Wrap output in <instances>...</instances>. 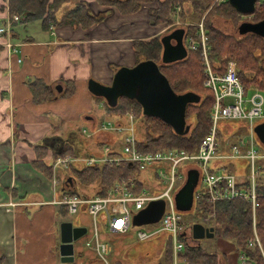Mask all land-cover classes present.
Here are the masks:
<instances>
[{
	"label": "crops",
	"instance_id": "0c3cea01",
	"mask_svg": "<svg viewBox=\"0 0 264 264\" xmlns=\"http://www.w3.org/2000/svg\"><path fill=\"white\" fill-rule=\"evenodd\" d=\"M77 1L67 0L65 6ZM84 1L95 14L107 11V17L88 30L63 26L34 37L24 33L17 23L12 26L10 37L0 35V264H64L56 252L59 225L65 221L87 228L86 234L74 243L72 263H96L94 252L83 248L91 223L86 209L81 206L76 214L64 217L66 206L61 203L76 190L74 176L67 174L68 169L84 164H70L67 168L58 165V181L54 184L51 174L55 159L43 163L51 168L48 176L36 167L39 162L36 154H46L48 150L61 152L62 147L69 145L68 135L56 134L55 127L77 119L79 114L89 115L83 121L91 130L97 127L95 117L90 116L92 103L96 101L87 90L86 81L93 78L110 84L118 67L134 65L132 42L160 35L164 27L149 25L146 5L134 14L121 15L114 7ZM4 6L0 0V27L7 15ZM8 42L15 52L5 46ZM38 78L53 90L51 102L31 101L27 83ZM67 81L75 83V93L63 98L61 94ZM117 124L124 125L119 120ZM222 128L225 134L235 133L234 129ZM95 136L99 138L93 146L97 149H106L113 141L108 132ZM80 151L69 157L90 155L89 151L79 155ZM219 247L220 250L222 247ZM78 254L84 257L78 258Z\"/></svg>",
	"mask_w": 264,
	"mask_h": 264
},
{
	"label": "trees",
	"instance_id": "16d2710c",
	"mask_svg": "<svg viewBox=\"0 0 264 264\" xmlns=\"http://www.w3.org/2000/svg\"><path fill=\"white\" fill-rule=\"evenodd\" d=\"M102 7H114L121 15L134 14L143 6H148V23L151 27L161 25L167 26L174 22L176 9L181 10L178 13L179 19L183 22H189L186 25L184 34V44L187 48L188 57L177 63L163 64L161 62L162 46L160 42L161 34L146 40H134L132 47L135 55L136 65L143 60H152L157 63L161 73L172 87V91L178 94L192 91L201 96V102L197 105H188L186 110V123L190 126V131L185 136H177L160 119L151 116H143L142 109L136 101H130L120 98L116 108L107 107L101 98L94 97L97 104L104 102V108L107 113L114 114L117 118H123L127 111L135 115V125L138 130L136 144L138 150L142 153L155 154L168 150L184 151L186 153L197 152L200 141L207 135L211 126L210 113L214 102L213 94L203 86L204 69L201 65L200 52L193 51L187 46V38L196 37L197 26L192 25L196 20L203 18V28L207 36L209 46L210 64L216 72H224L225 62L232 60L236 64V72L241 80L244 94L249 96L254 91L264 93V39L253 34L245 37H231L211 25L213 17L227 19L234 26L239 23L242 17H246L253 22L264 18V1L257 0L254 12L250 15H243L235 11L227 0L214 3V0H93ZM67 0H8V9L11 15H17L20 23L39 21L43 31H49L50 27L59 28L69 26L74 30L81 28L85 30L91 26L102 22L107 16L105 12L95 14L91 11L90 5L84 0H78L72 6H65ZM185 7L188 10H185ZM170 31V30H168ZM133 65V66H134ZM30 90L31 101L35 104H44L53 99V90L43 79H35L27 83ZM75 93V83L73 81L64 82V91L61 94L63 98H69ZM89 115H87L88 117ZM94 117L93 115H90ZM86 116H83L85 119ZM260 119L259 121H263ZM258 123V122H257ZM234 129L235 133L244 135L246 123L243 121H222L219 123V132L217 141H220L222 127ZM224 129V128H222ZM240 134L238 136H240ZM100 135V134H99ZM240 138V137H239ZM92 139V137L90 138ZM238 139L229 141L236 144ZM69 145L62 147L61 152H53L47 149L46 154H36V167L49 176L51 168L43 164L51 158L75 156L79 150V155L89 151L85 141L78 132L68 134ZM93 146L99 142V138L93 137ZM83 145L80 146V143ZM257 144L258 141L256 142ZM260 145V144H259ZM85 146V147H84ZM92 146V147H93ZM261 146V145H260ZM263 153L264 148L261 146ZM78 150V151H77ZM228 150V149H227ZM219 151V142H218ZM48 152H50L48 154ZM222 152H225L223 150ZM45 161V162H44ZM225 168L237 176H246L248 171V161L246 159H233L225 161ZM133 167L128 163H122L120 166H110L107 164L93 166H74L71 174L79 183L80 191L75 190L74 194L89 192L91 197L102 196L112 184L126 177H136ZM79 192V193H78ZM258 207L256 209L257 231L262 241L264 249V180L259 179L257 183ZM73 194V193H72ZM243 199L219 201L212 204L205 197L195 195L194 210L202 215L215 213L214 222L210 227L214 228V238L218 236L221 240L231 243L228 252L224 253L214 246V249L206 247L184 245L183 250L177 254V260L180 264H228L232 255L246 254L250 259H256L258 264H264L263 258L255 249L249 248L247 240L252 235L251 225V206ZM64 212V217L67 214ZM101 225V230L105 231V225ZM186 226L183 224V227ZM125 235V234H124ZM119 236V235H118ZM111 253L108 264H173V251L171 236L167 232H158L146 241H137L134 244L111 243ZM131 249L136 250V254L141 252V257H133ZM122 253V256L119 254ZM230 251V253H229ZM84 257V254H78V258ZM236 258V259H237ZM238 260V259H237ZM95 264L100 261L95 258ZM75 264V263H70Z\"/></svg>",
	"mask_w": 264,
	"mask_h": 264
},
{
	"label": "built area",
	"instance_id": "2783aa9c",
	"mask_svg": "<svg viewBox=\"0 0 264 264\" xmlns=\"http://www.w3.org/2000/svg\"><path fill=\"white\" fill-rule=\"evenodd\" d=\"M225 0H215L220 3ZM6 19L0 27V35L10 37V31L14 24L20 22L17 15H11L8 9V0L5 1ZM179 12V9L177 8ZM181 23L176 20L169 28L179 26ZM196 37L187 38L189 49L200 52L201 65L204 69L203 86L209 90L214 97L210 113L211 126L207 135L200 141V146L195 153L184 151L168 150L155 154L142 153L136 144L135 115L130 111L124 113L126 123L120 127L117 123L103 122L90 132L82 130V135L93 137L97 133L112 132L113 130H124L127 135L124 138L123 151L121 153H103L90 155L86 158L57 157L53 161L52 182L57 183L56 167L70 164H84L93 166L107 164L120 166L128 162L136 173V177H126L111 185L102 196L91 197L85 193L67 196L61 200L66 206L67 214L72 216L82 206L91 218V230L84 241V247L94 252L100 264L109 263L111 246L102 240L101 225H105L111 234L124 235L130 231L132 217L144 209L151 201L162 199L165 202L164 213L161 220L157 222L153 232L138 231L136 237L139 241H146L158 232H167L171 236L173 264H180L177 254L183 250L184 245L190 244L191 236L185 235L182 227V216L175 209L174 194L181 186L188 168L194 167L199 171L200 180L196 189V196L205 197L213 205L219 201L243 199L251 206L252 235L247 240L249 248L255 249L264 261V249L257 231L256 209L258 205L257 183L259 179L264 180V172L255 167V160L264 155H258L256 149V136L254 133L255 123L258 119H264V93L254 91L249 96L244 94V89L239 78L236 76V64L232 60L225 62L224 72H215L209 58V46L205 36L202 23L197 25ZM53 28L50 27L49 31ZM5 46L15 52L14 46L8 42ZM102 108L104 103H100ZM244 120L246 129L244 136L240 137L236 144L226 141L225 152L218 151L217 133L219 123L222 121ZM107 150V149H106ZM233 159H246L248 161V172L245 178L240 179L237 175L230 173L225 168V161ZM182 162H189L190 165L183 170L178 166ZM153 172L154 176L162 181L165 190L159 195L154 190L158 184H148L146 178H139L140 174L146 171ZM199 186L201 188H199ZM202 221H213L215 213L202 215ZM246 254L239 255L242 264H258L256 259L247 258Z\"/></svg>",
	"mask_w": 264,
	"mask_h": 264
},
{
	"label": "water",
	"instance_id": "95a60500",
	"mask_svg": "<svg viewBox=\"0 0 264 264\" xmlns=\"http://www.w3.org/2000/svg\"><path fill=\"white\" fill-rule=\"evenodd\" d=\"M235 11L243 15L254 12L257 0H227ZM238 32L241 37L253 34L264 39V18L257 22L244 21L239 23ZM184 28H176L161 36L162 46L161 62L173 64L181 62L188 57L184 44ZM157 63L152 60H143L134 66H120L115 71L111 83L106 85L90 78L87 89L90 95L101 98L107 107L116 108L120 98L136 101L142 109L143 116L156 117L171 127L177 136L189 133L190 126L186 123V110L188 105H197L201 96L188 91L181 94L173 92L169 80L161 73ZM58 91L61 87L58 86ZM87 118V117H86ZM254 128L256 141L264 148V120L259 121ZM200 174L194 167L188 168L185 180L179 190L174 194L176 210L179 213L193 211L195 191L198 187ZM165 202L162 199L151 201L144 209L139 210L132 217V226L155 225L164 213ZM87 232L86 227L73 226L70 221L59 225V244L57 252L61 263L69 264L74 260V243ZM214 228H206L200 223L191 226L193 240L214 238Z\"/></svg>",
	"mask_w": 264,
	"mask_h": 264
},
{
	"label": "rangeland",
	"instance_id": "374dc122",
	"mask_svg": "<svg viewBox=\"0 0 264 264\" xmlns=\"http://www.w3.org/2000/svg\"><path fill=\"white\" fill-rule=\"evenodd\" d=\"M6 0H2V4H5ZM264 0H261V2H263ZM215 3V0L213 2V4ZM188 10L187 7H185V10ZM181 10V8L179 7V11ZM177 9H176V12L174 13L175 14V18H174V22L176 20H178L181 24L179 26H175L176 28H185L186 25H190L191 23L189 22H183L181 19H179L178 17V13H177ZM244 21H250V22H253L252 20L246 18V17H242L241 20L239 21V23H242ZM173 22V23H174ZM172 23V24H173ZM202 23L203 24V18L201 20H196L195 23H193L192 25L195 24V26H197L198 24ZM211 25H213L215 28L217 29H220V31H222L223 33L227 34V35H230L231 37H237V38H241L239 32H238V25L239 23H237L236 26H234L233 24H231V22L227 19H223V18H220V17H213L212 20H211ZM20 25V28L21 30L26 33L27 35H29V33H31L34 37L35 36H38L39 34H41V32L43 31L41 28H40V22L39 21H31V22H28V23H19ZM163 32H162V36L163 35H167L168 33V30H170V28L168 26H163ZM198 27V26H197ZM195 38V37H194ZM233 62V61H232ZM262 62V65L264 66V59L261 61ZM88 90V89H87ZM92 115L95 117V120L96 121V125L99 126L101 123L103 122H112V123H117L118 120L121 121L123 124L126 123V118H117V116H115L114 114H110V113H107L106 109L105 108H102V106L100 104H97L96 102L95 103H92ZM9 114H11V117L12 116V112H9ZM82 114H79L78 118L77 119H74V120H70V121H66V123L64 124H59L57 127H55V130H56V134H60L61 136L63 137H66L68 134L70 133H73V132H78L80 135H82V130L85 129L86 131L90 132L91 131V127L90 125L83 121V116H81ZM233 121H243L244 120H233ZM259 121V120H257ZM138 130L136 129V125H135V135L137 136ZM52 133V132H51ZM109 134L112 135V142H110L109 144L106 145V149H102V148H99L97 149L96 147H92L93 146V137L92 139L90 138H87L86 136L82 135V138L84 139L85 141V144L87 145L86 147L92 152V153H103L104 151H108V153H114V152H118V153H121L123 151V145H124V138L125 136L127 135V133L124 132H120V131H117V130H113L112 132H108ZM240 133H233V134H225L223 132H221V136H220V141H216V142H219V152H222L223 150H226L227 149V145H226V141L229 140V141H232V140H236L238 139L239 137H243L244 135H241L238 136ZM256 149L258 151V155H264L263 153V150L261 148V146L259 144L256 143ZM91 155H95V154H91ZM188 165H190L189 162H182L179 164L178 168L179 170H183L185 167H187ZM255 167L257 168H260L261 169V172H264V158L263 157H258L256 158L255 160ZM71 170L68 169L67 171V174H71ZM139 178L143 179V178H146V181L148 182V184H151V183H155V184H158V186L154 189L156 190L159 195L161 193L164 192L165 190V185L162 184V181H160L158 178H156L153 174V172H150V171H146L145 173H142L140 174ZM75 179V178H74ZM76 180V179H75ZM185 180V178H184ZM184 182V181H183ZM182 182V184H183ZM76 183V189L77 191H80L81 188L79 187V183L77 181H75ZM199 188H201L199 186ZM91 190L88 192L89 194H91ZM87 194L89 195L87 192H82V193H79V194ZM203 216L200 212L198 211H192V212H189V213H184L182 214V226L183 224H185L186 226H184L183 228V231L185 232V235L189 236V226L195 224V223H200L202 225H204L206 228H209L210 225L213 223V221H202L203 219ZM90 221H91V218H90ZM92 223L89 224L90 226V229L89 231L91 230L92 226H91ZM156 228V224L155 225H144V226H140V227H135V226H131L130 228V231L125 234V235H109V232L107 231H103L101 230V236L100 238H102L103 240H105L106 242H108L109 244L111 243H117L119 244L120 246H122L123 244H134L138 241V238L136 237L138 231H145L147 233H151L155 230ZM190 244H192L193 246H197V245H200L201 247H206L208 249H214V246H221L219 248H221V252H228V248H230L231 246V243L230 242H227V241H224V240H221L220 238L215 237V238H212L210 240L208 239H202L201 241H193L191 240ZM217 247V248H218ZM83 248H84V241H83ZM131 254L133 257H136L137 255H139V257H141V252L137 253L136 254V250L135 249H131ZM219 250V251H220ZM122 253L123 251L119 254V256H122ZM230 253V251H229ZM232 255V258H230L228 264H242L241 261L237 258V254H230L229 256ZM138 257V256H137Z\"/></svg>",
	"mask_w": 264,
	"mask_h": 264
},
{
	"label": "bare ground",
	"instance_id": "6f19581e",
	"mask_svg": "<svg viewBox=\"0 0 264 264\" xmlns=\"http://www.w3.org/2000/svg\"><path fill=\"white\" fill-rule=\"evenodd\" d=\"M216 72V71H215ZM237 73V72H236ZM237 77H239V76H237ZM241 81V80H240ZM258 195V194H257ZM216 204V203H215ZM184 229V228H183Z\"/></svg>",
	"mask_w": 264,
	"mask_h": 264
}]
</instances>
